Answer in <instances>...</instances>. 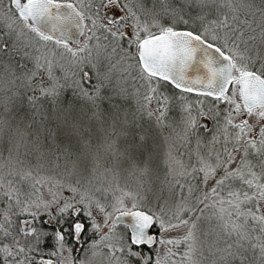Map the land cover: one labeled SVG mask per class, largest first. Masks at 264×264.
Instances as JSON below:
<instances>
[{
	"label": "snow or ice",
	"instance_id": "6c2138e0",
	"mask_svg": "<svg viewBox=\"0 0 264 264\" xmlns=\"http://www.w3.org/2000/svg\"><path fill=\"white\" fill-rule=\"evenodd\" d=\"M0 264H264V0H0Z\"/></svg>",
	"mask_w": 264,
	"mask_h": 264
}]
</instances>
